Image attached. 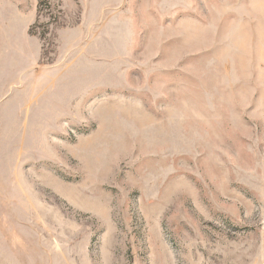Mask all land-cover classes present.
<instances>
[{"label": "rangeland", "instance_id": "1", "mask_svg": "<svg viewBox=\"0 0 264 264\" xmlns=\"http://www.w3.org/2000/svg\"><path fill=\"white\" fill-rule=\"evenodd\" d=\"M14 48L0 264H264V0H5Z\"/></svg>", "mask_w": 264, "mask_h": 264}, {"label": "crops", "instance_id": "2", "mask_svg": "<svg viewBox=\"0 0 264 264\" xmlns=\"http://www.w3.org/2000/svg\"><path fill=\"white\" fill-rule=\"evenodd\" d=\"M5 7V0H0V7ZM16 18V17H15ZM12 35V34H11ZM13 37L15 38L16 37V31H13ZM6 48V47H5ZM5 48H3L1 51L3 53H6L4 52L5 51ZM11 51V50H10ZM2 53V54H3ZM13 64H2L1 63V59H0V66H21V58H20V52H16V49L14 48L13 49ZM16 56H18V59L16 58ZM9 59V62H11V58H8Z\"/></svg>", "mask_w": 264, "mask_h": 264}, {"label": "trees", "instance_id": "3", "mask_svg": "<svg viewBox=\"0 0 264 264\" xmlns=\"http://www.w3.org/2000/svg\"><path fill=\"white\" fill-rule=\"evenodd\" d=\"M39 2V7L42 5V0H38Z\"/></svg>", "mask_w": 264, "mask_h": 264}]
</instances>
